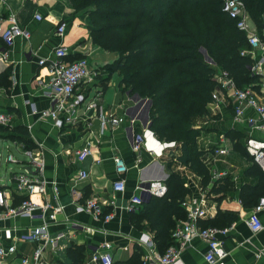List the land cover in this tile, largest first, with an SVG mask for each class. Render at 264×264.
<instances>
[{
	"label": "crops",
	"instance_id": "1",
	"mask_svg": "<svg viewBox=\"0 0 264 264\" xmlns=\"http://www.w3.org/2000/svg\"><path fill=\"white\" fill-rule=\"evenodd\" d=\"M73 11V5L69 0H0V24L6 27L11 23L10 17L14 15L30 33L28 38L17 37L11 47H7L0 38V74L7 81L0 82V110L9 114V121L0 124L2 127L0 141L11 142L27 156L29 155L27 151L30 150L33 156L43 160L42 176L46 180V189L31 194L17 191L15 176L34 167L30 155L31 161L25 163V160L16 158L13 153L9 155H12L14 160H8V155L6 162L22 164V168L20 171H12L11 182L0 183V188L8 190L9 204L17 206L24 198L30 196L40 204H50L44 210L46 215L55 213L57 219H49V229L51 234L57 237V249L51 244L46 246L41 264H72L67 250L73 244L86 245L87 249L89 248L86 252V263L93 264L91 261L93 248L103 243L111 244L115 261L127 260L138 247L143 264H161L154 261V255L155 252L162 253L163 249L159 248L157 243L151 248L145 242V237L151 233L147 222H135L134 219L136 211L142 205L130 209L129 203L141 179V169L144 165L158 161L163 165L164 172L169 174L166 160L174 155L172 167L183 174L181 170L187 166L176 160L181 153L178 144L164 150L163 155L157 156L151 154L145 147L137 151L133 149V136L129 130L128 120L118 126L109 124L101 132L99 117H88L87 122L89 121L90 125L81 122L76 126L58 127L52 119L40 115V112L48 109L50 97L43 93L40 84L41 79L47 78L48 69L45 65H41L39 60L51 57L55 48L61 43L69 46L72 57L87 56L92 70L99 68L102 70L101 77L82 83L78 91H82L89 98H93L96 92H101V102L105 110L128 116V119L136 110L135 94L131 95L129 90L121 89L118 77H115L114 73L110 77L108 73H103L102 68L105 66L102 61L114 59L115 55H110L92 43V21L90 22L83 13L72 15ZM61 21H67L68 24L64 35L57 32ZM253 23L257 25L255 21ZM4 51H7V56H3ZM204 54L206 61L215 65L209 53L205 51ZM253 55L258 56L259 52L249 51L248 56L252 58ZM258 83L259 79L251 85L261 96H264V91ZM217 94L219 99L209 104L210 121L214 120L217 129L200 128L202 132H208L206 136H209V140L214 137L217 142L219 141L216 149H225V151L213 150L211 146L210 150H204L203 158L214 180L218 178V157L228 152L238 154L244 159L241 167L231 165L230 169L220 170L230 174L238 186L246 180L243 178V172L249 165V160L234 148V141L229 132H244L245 136L242 137L244 144L249 136L264 139V131L251 129L246 123L237 122L232 102L222 87L217 88ZM205 116L208 115L197 116L195 120L205 119ZM143 124L142 121L136 120V131L141 132L144 129ZM8 135L14 137L10 138ZM87 135L92 136L95 141L93 152L85 160L80 161L76 158L74 150L82 144L83 136ZM24 141H28L27 147ZM118 154L128 165L127 172L122 175L126 183L124 191L114 189V181L120 177L114 161L115 155ZM138 159L140 161H137ZM82 169L89 172L87 178H80L79 172ZM189 170L192 174L188 176L186 183L193 192L186 199L202 201L207 211V216L200 222L215 216L219 207L239 211V217L226 226L227 234L219 235L228 251L223 260L224 264H264V228L256 233L251 230L247 223L250 209L244 207L239 191H234L218 201L216 194L209 193V187L202 186L201 177ZM33 171L36 172L34 169ZM89 197L96 198L103 205L104 213L101 218L87 211H76L75 204ZM107 213H113V217L105 219L104 215ZM260 215L264 224V211ZM187 219V213L186 217L177 219L172 233ZM42 222L39 217L21 215L6 216L0 221V242L9 245L15 241L18 249L16 254H12L4 264H22V255L31 253L37 247V243L19 241L18 238ZM70 222L84 223L91 230H73L69 227ZM208 226L213 225L208 224ZM172 239V244L180 248L182 264H208L205 259L209 247L206 239L197 237L185 245L176 241L173 235Z\"/></svg>",
	"mask_w": 264,
	"mask_h": 264
},
{
	"label": "trees",
	"instance_id": "2",
	"mask_svg": "<svg viewBox=\"0 0 264 264\" xmlns=\"http://www.w3.org/2000/svg\"><path fill=\"white\" fill-rule=\"evenodd\" d=\"M70 1L75 8L92 5L90 12L95 28L91 30V37L94 42L114 49L112 38L107 35L117 31L121 34L115 40L121 55L103 67V73L110 77L120 70L125 90L151 100L150 127L159 139L177 142L181 153L176 160L201 177L202 186L209 187V193L216 194L218 201L239 191L244 207L251 209L264 196V168L242 143L245 133L229 132L234 148L249 160L243 172L246 180L238 186L227 173L213 180L203 158L204 151L192 142L200 134L194 125L195 118L210 116L209 104L220 85L216 77L219 70L227 71L240 87L259 79L247 67L253 59L241 52L248 44L246 32L223 10V0ZM244 1L253 21L261 28L264 0ZM203 49L217 66L205 60ZM69 58L78 57L70 55ZM0 82H7L1 74ZM24 143L26 147L29 144L28 141ZM173 158L174 155L165 159L169 168L165 193L152 196L142 204L134 218L135 222H147L162 253L173 243L171 233L177 219L186 217L187 213L183 201L193 192L185 176L172 167ZM238 217V210L219 207L215 216L200 224L226 227ZM88 249L82 244L71 245L67 255L72 264H89L86 263ZM114 264H143L140 249L137 247L127 260Z\"/></svg>",
	"mask_w": 264,
	"mask_h": 264
},
{
	"label": "built area",
	"instance_id": "3",
	"mask_svg": "<svg viewBox=\"0 0 264 264\" xmlns=\"http://www.w3.org/2000/svg\"><path fill=\"white\" fill-rule=\"evenodd\" d=\"M222 8L231 17L235 18L237 26L246 32L248 44L242 48V54L248 55L249 51L259 52L258 56L253 55V60L247 64V67L253 75L259 77L258 85L264 91V20L261 28L255 25L244 0H223ZM10 21L11 23L6 27L0 24V38L7 47H11L17 37L25 36L28 38L30 36V33L18 22L14 15L10 17ZM67 25V21H61L57 27V32L60 35H64ZM205 51L207 50L203 49V53ZM7 55V51H4L3 56ZM69 57V46L61 43L55 48L51 57L39 60V63L45 65L48 69L47 78L41 79L40 84L43 93L50 97L48 109L40 112L42 117L52 119L58 127L76 126L81 122L86 123L88 117H99L101 120V132L109 124L118 126L128 120L130 122V125H128L129 130L133 136L134 150L137 151L141 147H145L151 154L161 156L164 150L177 146L175 140L166 141L159 139L148 125V112L146 116L141 114V105L148 104L149 110L151 102L148 97L141 98L137 96L140 99H136L137 97H135L136 112L133 111L128 119V116L107 112L101 102V92H96L93 98H89L82 91H78L82 83L97 78L101 75L102 70L101 68L92 70L87 56H80L74 59H70ZM215 65H217L216 62ZM216 77L220 82L219 87H222L224 93L227 94L228 99L232 102L235 120L239 123H246L251 129L264 131V96H261L252 85L238 86L233 77L225 70H219ZM218 99L219 94H217L216 90L213 101H217ZM136 120L144 123V129L141 132L135 129ZM8 121L9 114L6 111L0 110V124H5ZM87 124L90 125V122L88 121ZM91 137L90 135L83 136L82 144L75 148L74 152L78 160H85L93 152L95 141ZM244 144L247 151L254 157V160L264 168V139L249 136ZM216 150L225 151V149ZM27 152L32 157L34 168L23 171L15 176L17 191L26 194H31L35 191L43 192L46 189V180L42 176L44 162L42 159L33 156L32 151L28 150ZM8 160H14V157L9 155ZM114 161L116 171L120 175L114 181V189L116 191H124L126 183L122 175L127 172L128 165L120 154L115 155ZM137 161L140 160L138 159ZM224 174L226 172L219 171L217 172V177ZM79 176L80 178H87L89 172L82 169L79 172ZM168 176L169 174L164 172L163 165L158 161L144 165L141 169V179L138 181L136 190L130 199L129 208H136L147 202L152 196L164 194L167 189L166 179ZM55 189L58 190L57 186H55ZM8 195L7 189L0 188V221L4 217L11 215L39 217L43 220L40 225L29 229L27 233L18 238L19 241L37 243V247L32 251L31 255H22V264H41L43 263L46 246L51 244L54 249H57V237L53 236L49 229V219H57L55 213L49 216L46 215L44 210L50 204H40L30 196L24 198L19 205L14 206L9 204ZM183 205L187 210L188 219L174 229L172 233L173 238L182 245L193 241L197 237L206 239L209 244L208 250L205 253L207 263L224 264L223 260L227 256L228 251L224 247V242L219 235H226L228 228L217 226L204 227L200 224V220L207 216V211L202 201L197 202L196 200L189 201L185 199ZM75 209L78 212L87 211L92 213L97 218H101L104 213L103 205L94 197H89L83 202L76 203ZM263 211L264 196H261L250 209L247 219V223L254 233L264 228L260 215ZM104 217L105 219H111L113 213H107ZM69 227L73 230H91L88 225L81 222H70ZM145 242L149 247H154L156 244L154 235L152 233L147 234ZM17 251L15 241L9 245H4L0 242V264H4ZM91 261L93 264H114L115 257L111 251V244L103 243L94 247ZM154 261H158L161 264H182L180 248L171 244L165 252H155Z\"/></svg>",
	"mask_w": 264,
	"mask_h": 264
},
{
	"label": "rangeland",
	"instance_id": "4",
	"mask_svg": "<svg viewBox=\"0 0 264 264\" xmlns=\"http://www.w3.org/2000/svg\"><path fill=\"white\" fill-rule=\"evenodd\" d=\"M70 3H71V1H70ZM73 8H74V11H73L72 15H76L77 13L86 14V17H88V20L90 22L92 21V27L95 28V24H94V21H93L94 18L92 16L91 12H90V10L93 9L92 5L87 6L85 8L84 7H82V8H80V7L79 8H75L73 6ZM120 36H121V34L118 31L117 32H110L107 35V37L112 38L111 44H112L113 47H115L114 49L103 47L100 43L94 42L93 38L91 37L92 43L95 46H98L99 49H101V50H103L105 52H108L110 55H113V54L115 55V58L114 59L102 61V62H104V66L105 67L108 66V65H110L112 62H114L121 55L120 48H119L120 46L115 41L116 39L120 38ZM114 74H115V77H118L119 87L121 89H124V84L122 83L123 74L121 73L120 70L117 71V72H115ZM134 94L135 93H132L131 95H134ZM136 94H135V97L138 96V94L137 95ZM139 97H141V96H139ZM141 98H145V97H141ZM136 99H140V98L137 97ZM140 110H142V113L141 114L144 115V116H146V114L148 112V104L141 105ZM211 113H213V112H211ZM205 117H206L205 119L197 118L195 120L194 125L195 124L197 126L199 125V127H197L196 125L195 126L197 127V129L200 130L199 131L200 134L195 139H192V142L194 141L195 145L199 149H201L203 151L205 149L206 150H210L211 149V146H212L213 150H215L216 147H218L219 141L217 142L214 137H211V140H209V136H206V135H208V132H205V131L202 132L201 131V128H207L208 130L215 129L216 128L215 127V122H214L213 119H212L213 121H210L211 118L209 116H205ZM205 121H207V122H205ZM225 127H226V125H225ZM209 141H211V142H209ZM10 153H13L16 158L25 160V163L28 162V161H31L30 160L31 158H30L29 155L28 156L25 155L24 152L21 149H18L11 142H8L7 140L0 141V183H2V184H5L6 182H11V173H12V171H20V169L22 168V164H16L14 162H8V163L6 162V158H7V156ZM243 160L244 159L241 158L240 156H238V154H236L234 152H228L226 155L219 156L218 157L217 170L220 171V170H223V169H226V168L230 169V166L231 165H233L234 167H239V166L241 167L242 164H243ZM181 171L185 175V178L186 179H188V176H190L192 174L187 167H185ZM31 253H29L27 255H31Z\"/></svg>",
	"mask_w": 264,
	"mask_h": 264
},
{
	"label": "water",
	"instance_id": "5",
	"mask_svg": "<svg viewBox=\"0 0 264 264\" xmlns=\"http://www.w3.org/2000/svg\"><path fill=\"white\" fill-rule=\"evenodd\" d=\"M139 96V95H138ZM150 102H151V100H150ZM149 126H150V124H148Z\"/></svg>",
	"mask_w": 264,
	"mask_h": 264
}]
</instances>
